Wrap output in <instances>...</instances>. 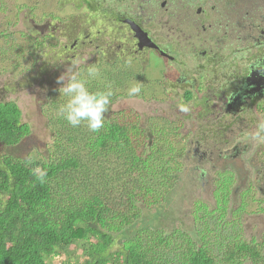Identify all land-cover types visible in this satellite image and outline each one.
<instances>
[{"label":"trees","instance_id":"obj_1","mask_svg":"<svg viewBox=\"0 0 264 264\" xmlns=\"http://www.w3.org/2000/svg\"><path fill=\"white\" fill-rule=\"evenodd\" d=\"M97 91L87 110L64 116L66 157L31 162L0 155V264H73L54 261L74 246L82 252L81 264H264L260 247L234 233L238 224L226 218L228 177L218 182L217 208L197 209L200 240L151 228L121 240L141 219L140 202L152 208L164 201V182L174 183L178 156L162 121L149 128L169 145L164 151L154 142L149 146L142 124L124 114L95 120L92 110L105 107ZM89 117L92 131H82ZM29 133L16 104L1 101L0 147H17Z\"/></svg>","mask_w":264,"mask_h":264},{"label":"flooded vegetation","instance_id":"obj_2","mask_svg":"<svg viewBox=\"0 0 264 264\" xmlns=\"http://www.w3.org/2000/svg\"><path fill=\"white\" fill-rule=\"evenodd\" d=\"M59 6L70 14L41 15V24L26 5L20 8L21 24L38 33L30 35L33 50L39 41L57 42L50 74L57 77L47 68L29 78L20 72L29 88L57 86L68 73L73 91L88 89L86 96L109 85L130 89L128 83L143 101L155 102L158 89L176 92L177 115L204 139L194 148L200 162L215 153L236 159L248 144L236 141L231 152L219 146L253 131L264 136V0H60ZM96 69L102 72L94 77ZM212 138L222 141L202 150ZM258 189L264 193V185Z\"/></svg>","mask_w":264,"mask_h":264},{"label":"rangeland","instance_id":"obj_3","mask_svg":"<svg viewBox=\"0 0 264 264\" xmlns=\"http://www.w3.org/2000/svg\"><path fill=\"white\" fill-rule=\"evenodd\" d=\"M59 4L60 0H0V102L15 103L21 112L23 123L30 128L29 135L17 147H0V155L12 154L31 162L66 157L68 149L64 135L67 131L64 130L66 125L61 124L62 121L65 122L64 116L68 113L71 118L70 114L82 109L87 110V106L91 103L92 94L86 97L88 89L73 91L72 83L68 80L70 76L67 75L68 73L60 77L62 84L57 86L38 84L30 88L25 83L26 81L22 80L20 74V72L27 71L29 78V73L47 68L42 71H48L49 77H57L54 74L50 75L55 73L56 69L54 51L57 48V42L39 41L38 49L33 50L36 42L31 39L30 35L38 36V33L30 24L28 26L21 24L20 8L26 5L36 23L41 24L43 23L40 20L41 15L47 17L55 15L65 19L70 14V11L67 12L63 10L64 8L60 10ZM93 71L94 77L102 72L101 69ZM5 84L7 86H4ZM126 86L131 90L123 88L112 90V86L109 85L105 91L99 89L95 92L101 96L104 106L107 103V107L106 109H93L94 119L99 122L111 121L124 114L131 121L142 124L149 146L154 142L164 151L169 148V145L165 142L159 143V138L154 131L162 121L168 127L167 136L172 138L178 164L175 163V167L173 166L175 168L173 171L176 173L173 174L174 183L171 187L164 182L165 189L168 190L164 201L152 208H144V203L140 202L144 211L142 217L135 226L127 230L121 240H126L130 235L144 228L161 229L167 233L181 230L188 233L195 241L200 240L197 236L198 223L195 219L197 209L202 204H206L209 210L217 208L215 196L219 187L218 182L228 177L230 195L226 207V218L238 224L233 227L234 233L260 247L264 258V193L258 189L260 185H264V136L257 137L256 131H253L245 133V137L229 139L227 145L219 146L222 150L231 152L236 141H240L242 146L248 144V151L236 159L227 158L225 155L220 158L215 153L211 156L212 161L200 162L202 161L201 154H196L194 148L197 141L202 142L204 139L202 135H195L191 132L189 121L184 116L177 115L176 112L182 103V95L176 96V92H173L171 96H167L158 89L155 102L149 101V97L147 101H143L138 98L140 92L134 90L135 83H128ZM104 93L112 100L109 98L108 101ZM117 96H119L118 99L114 101L113 98ZM154 109L157 112L154 113ZM83 121L86 123L82 126V131H92L93 120L89 117ZM221 139L206 140L207 143L205 141L201 149L206 150L208 147L213 150L215 144L222 141ZM68 153H70L69 150ZM163 181L161 179L159 182L163 184ZM76 182L65 184V191L72 190ZM78 182L82 184L83 178ZM201 225L199 221V227ZM206 236L211 235H204ZM81 253V250L74 246L54 262L62 263L70 260L73 264H81L83 262ZM242 264L252 263L244 260Z\"/></svg>","mask_w":264,"mask_h":264}]
</instances>
